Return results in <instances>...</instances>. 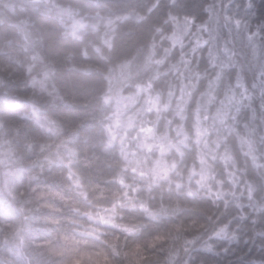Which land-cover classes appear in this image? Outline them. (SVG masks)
<instances>
[{"label":"trees","instance_id":"1","mask_svg":"<svg viewBox=\"0 0 264 264\" xmlns=\"http://www.w3.org/2000/svg\"><path fill=\"white\" fill-rule=\"evenodd\" d=\"M0 264H264V0H0Z\"/></svg>","mask_w":264,"mask_h":264},{"label":"rangeland","instance_id":"2","mask_svg":"<svg viewBox=\"0 0 264 264\" xmlns=\"http://www.w3.org/2000/svg\"><path fill=\"white\" fill-rule=\"evenodd\" d=\"M124 108H125V105L123 103H120V105L117 107V115L114 119V122H113V125H112V128H113V131L116 133V134H121V135H124V133H120V130L121 129H125L124 127H122V125L124 124V121L127 118V114L126 112L124 111ZM122 127V128H121ZM112 133V132H111ZM113 135V133H112ZM125 136V135H124Z\"/></svg>","mask_w":264,"mask_h":264}]
</instances>
